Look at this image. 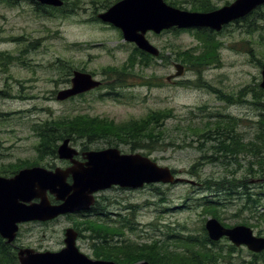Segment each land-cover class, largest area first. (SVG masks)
<instances>
[{"label":"rangeland","instance_id":"1","mask_svg":"<svg viewBox=\"0 0 264 264\" xmlns=\"http://www.w3.org/2000/svg\"><path fill=\"white\" fill-rule=\"evenodd\" d=\"M64 1V8L53 14L44 12L31 0L18 4L0 1V51L20 57L0 66V167L37 159L39 138L33 131L35 123L78 113L124 123L142 119L151 111H163L169 116L164 121L166 134L162 133L159 139L163 137L174 144L133 147L132 142L102 140L91 143L90 149L117 146L124 153L140 152L161 166L175 169V174L183 180L157 182L141 188L113 186L105 189L96 195L99 205L92 211L76 216L62 215L45 222L21 223L15 244L19 248L57 251L65 245L66 228L73 227L78 234L82 232L77 246L93 258L94 243L88 237L91 230L85 221L95 215L112 220H123L127 216L132 222L123 227L124 234L119 239L138 244L159 239L168 242L172 250L184 252L180 240L184 241L188 235L202 238L203 226L213 217L205 211L204 196L219 202L216 204L222 216L219 220L224 225L245 224L257 235L264 236L261 218L264 179L257 172L262 166L254 161L252 153L241 152L237 160L229 153L226 157L213 146L218 140L199 142L195 134L197 129L217 127L218 120H228L230 118L224 115H231L240 121L230 134L238 133L244 141L256 138L260 110L254 103L253 90L261 89L263 67L258 60H264V21L257 17L264 14V7L259 13L248 14V19H240L217 32L216 37L221 41V62L187 67L176 60V48L187 49L199 43L191 31L194 29L159 34L149 31L147 38L166 59L156 56L148 67L135 65L133 71L137 77L130 76L128 84L118 89V95H109V89L102 88L60 100L57 94L70 87L69 80L75 70L85 68L102 80L105 67L122 66L134 50V43L126 41L119 28L97 16L117 0ZM210 1L222 6L233 0ZM187 9L192 8L188 5ZM254 19L255 23L251 24ZM251 26L255 30L249 32ZM176 63L184 66L183 74L177 77L174 76ZM220 92L224 93L223 97ZM81 142L79 137L71 139L72 146H82ZM39 162L48 168L61 165L58 158ZM244 176L246 180L242 179ZM226 177L233 179V184L225 182V187L203 188L202 180L217 181ZM244 192L260 199L257 210L243 207L248 195ZM220 243V246H209L216 250L221 247L222 254L228 256L231 242L223 238ZM97 244L99 247L100 243ZM239 247L241 249L233 251L232 256L220 257V261L213 264L253 260L246 246ZM109 260L117 262L114 258ZM258 262L263 264L262 260Z\"/></svg>","mask_w":264,"mask_h":264},{"label":"water","instance_id":"2","mask_svg":"<svg viewBox=\"0 0 264 264\" xmlns=\"http://www.w3.org/2000/svg\"><path fill=\"white\" fill-rule=\"evenodd\" d=\"M55 7L64 0H34ZM264 0H234L210 11H192L169 4L166 0H118L98 17L122 31L126 41L155 56L160 49L146 36L148 31L160 33L165 29L207 27L220 31L224 25L245 17ZM176 76L182 75L184 66L176 63ZM171 77H169L170 79ZM101 80L86 71L75 70L72 85L58 92L60 100L98 87ZM260 86L264 89V67ZM79 151L65 138L58 146L60 159H69L74 165L68 168L49 169L42 165L26 166L13 176L0 175V235L12 243L20 224L29 221H49L61 215L88 211L95 204V194L114 185L140 188L145 184L176 183V177L168 166L140 152L121 153L119 148L109 147L88 150L83 154L85 162L76 159ZM71 176V180L68 178ZM53 195L57 202H52ZM211 240L227 237L234 245H245L250 251H264V236L257 235L245 224L225 226L216 217L205 223ZM78 231L67 227L64 247L57 251H37L31 247L20 248V264H119L113 260L94 259L77 246ZM134 264H151L141 260Z\"/></svg>","mask_w":264,"mask_h":264},{"label":"trees","instance_id":"3","mask_svg":"<svg viewBox=\"0 0 264 264\" xmlns=\"http://www.w3.org/2000/svg\"><path fill=\"white\" fill-rule=\"evenodd\" d=\"M4 3L18 4L22 0H0ZM168 3L181 7L187 8L188 5L194 10H210L213 8L211 6L210 0H166ZM38 8H41L44 12H50L53 14L54 11H58L64 8L62 7H52L46 6L41 3L32 1ZM109 2V0H108ZM107 2V3H108ZM264 5L258 7L253 11L252 15L262 11L261 9ZM248 19L246 16L242 19ZM260 20L264 21V14L258 17ZM239 21V20H238ZM237 21V22H238ZM251 24L255 23V19L250 21ZM258 26V25H257ZM264 26V25H262ZM175 30V32H180L187 29H179L177 27H172L165 31ZM255 28L252 26L249 29V32H252ZM199 43L195 46H192L187 49H182L180 47L176 48V60L185 63V65L193 66L198 65L200 67L209 65L212 63L221 62L219 56V46L221 41L217 39V32L208 29V28H195L191 30ZM159 57L167 56L164 53L160 54ZM20 59V57L10 54L9 52L0 51V66H6L10 61ZM155 56L147 53L134 44L133 53L129 56L128 60L122 66H107L104 69L105 74L108 76V93L109 95H118L119 88L125 85L126 83V70L127 65H131V68L136 64L142 66H148L153 63ZM259 64L264 67V60H258ZM62 66L64 67L63 63ZM1 93V92H0ZM9 93V92H7ZM224 93L220 92V97H223ZM264 89L253 90V99L254 103L258 105L259 120H258V131L256 133V138L249 141H244L241 135L238 133L230 134L231 131L236 130L237 125L239 124L240 119H235V116L224 115L230 119L228 120H218L217 127H214L210 130L206 129H197L195 134L198 135L199 142L205 140H218L219 142L213 146L218 150V152H223L224 156H227V153L232 154V157L237 160L238 154L241 152L252 153L254 155V161L262 166V169L258 170V174L261 175L264 179ZM169 116L163 111H151L147 114L146 117L142 119H132L128 122L117 123L112 119L107 117L92 116L88 113H78L74 116H64L48 119L44 122H39L33 124V131L36 136L39 138V142L36 145L37 150V159L35 160H25L17 164L4 165L0 167V175H13L20 168L25 166L40 165L39 161L45 160L47 158H57L58 153L57 149L59 146V141H62L66 137H70L72 140H76L78 137L82 138L83 145L85 149H90L91 143L106 140L109 143L118 140L121 142H132L133 147L153 145L155 147H160V145L167 146L171 145L173 142H167L166 138L159 139L162 133L166 134L165 128V119ZM218 117H222L219 115ZM224 124L226 127L221 126ZM161 131H156V130ZM163 129V130H162ZM167 143V144H166ZM191 143L187 142V144ZM174 144V143H173ZM118 145V144H116ZM205 156H203L204 158ZM215 160V158H214ZM212 160V161H214ZM176 172V170H173ZM253 171H256L253 169ZM242 179L246 180L247 177L244 176ZM203 188L210 189L213 185L218 187H225V182L232 183L233 179L228 177L221 180H213L207 178L202 180ZM241 182V181H240ZM248 195L246 196V201L243 204V207L250 208V210L258 209L260 205V199L254 198L251 193L244 192ZM205 200L204 207L205 211H208L212 216L222 219V216L219 213V210L216 206L219 202H215L208 198L207 196L202 197ZM52 200L55 199L52 197ZM99 205L97 202L95 206L92 207V210ZM256 209V210H257ZM91 210V211H92ZM68 216H76L74 214H68ZM95 218H88V226L91 230V233L88 235L93 239V243L96 246V255L97 257H102L105 259L114 258L120 264H133L139 260H148L151 264H213L220 261V257L228 258L232 256V252L241 249L232 243L229 244L228 256L222 254L221 247L219 249H213L209 244L213 246H220V241H213L209 238L206 228L203 226L204 235L202 238L195 235L186 236L185 240H180V246L185 249V251L172 250L171 245L168 242L162 240H154L153 242L148 243L145 241L142 244L129 242L119 239L123 233V227L129 226L128 223H131L132 220L130 217H123V220H112L104 217H98L95 215ZM107 216V215H106ZM264 220V215L261 216ZM246 223V222H245ZM77 224V223H75ZM250 224V223H246ZM226 226H230L226 224ZM80 229L79 227H76ZM87 229V228H86ZM81 231V229H80ZM260 232L259 234H261ZM117 236V237H115ZM199 238L201 239L198 242ZM97 243H100L98 246ZM177 244V242H176ZM252 253L253 260L246 263L239 264H258V260H262L264 264V251L260 253ZM115 257H113V256ZM0 264H20L17 256V251L12 249L10 244L4 242V239L0 236ZM236 264V263H230Z\"/></svg>","mask_w":264,"mask_h":264},{"label":"flooded vegetation","instance_id":"4","mask_svg":"<svg viewBox=\"0 0 264 264\" xmlns=\"http://www.w3.org/2000/svg\"><path fill=\"white\" fill-rule=\"evenodd\" d=\"M230 3V2H229ZM226 4H228V3H226ZM225 5V4H224ZM211 6L213 7V8H211L210 10H213V9H216V8H219L220 6H216V5H213V4H211ZM223 6V5H222ZM194 10V9H193ZM198 11H208V10H198ZM231 24V23H230ZM228 26V25H227ZM137 65V64H136ZM142 66V65H141ZM127 67V70H126V76H125V79H126V84H128V81H129V77L131 76V77H137L136 75V73L133 71V69H134V67H135V65H134V67L133 68H131V65H127L126 66ZM143 67V66H142ZM148 67V66H147ZM144 68V67H143ZM80 70H82V71H86V69L85 68H82V69H80ZM102 74H103V76H104V78L101 80L102 81V83H101V85L98 87V88H96V89H92V90H89V91H87V92H83V93H81V94H78V95H76V96H81V95H85V94H88V93H91V92H93V91H95V90H98V89H102V88H105V89H108V80H107V75L105 74V72H104V70H103V72H102ZM93 75L95 76V74H94V72H93ZM72 76H73V73H72ZM72 76L70 77L71 79H72ZM172 76H173V74H172ZM96 77V76H95ZM169 78V77H168ZM69 80L70 82L72 81V80ZM171 80V79H170ZM72 85V83L70 84V86ZM82 143V142H81ZM82 145H83V143H82ZM74 146V145H73ZM77 149H78V151H79V154L76 156V159L77 160H79L80 162H85L86 161V158H85V156H84V152L85 151H88V150H90V149H85L84 147H82L81 145L80 146H75ZM58 158V157H57ZM58 159H60V158H58ZM61 160V165H58L59 167H61V168H68V167H70V166H73L74 165V163L71 161V160H69V159H60ZM58 166H52V167H50L49 169H55L56 167H58ZM69 180H71V176L68 178ZM55 202H57V201H55ZM82 214H84V213H82ZM82 235V232H79V235H78V238H80V237H82L81 236ZM123 236V235H122ZM121 236V237H122ZM115 237H117V236H115ZM3 238V237H2ZM4 239V242H6V243H8L7 241H6V239L5 238H3ZM8 244H10V246L12 247V249H14L15 251H17V256H18V251H19V245H16L15 244V241H13L12 243H8ZM92 247H93V250H94V252H93V254H94V259H105V258H102V257H97V255H96V246L93 244L92 245ZM19 260V259H18Z\"/></svg>","mask_w":264,"mask_h":264}]
</instances>
